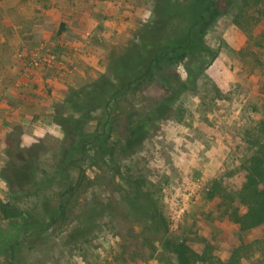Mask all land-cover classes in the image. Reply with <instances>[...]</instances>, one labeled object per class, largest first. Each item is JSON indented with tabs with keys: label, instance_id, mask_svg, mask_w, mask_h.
<instances>
[{
	"label": "rangeland",
	"instance_id": "rangeland-1",
	"mask_svg": "<svg viewBox=\"0 0 264 264\" xmlns=\"http://www.w3.org/2000/svg\"><path fill=\"white\" fill-rule=\"evenodd\" d=\"M240 1L233 0L231 11ZM0 2V103L9 99V90L20 105L10 115L14 122L6 123L10 131L1 132L0 264L13 260L5 245L13 235H24L22 216L50 224L41 240L21 247L17 264H179L182 245L205 259L195 264H215L226 261L241 241L260 237L261 228L241 231L225 208L227 195L243 180L239 164L250 137L242 130L264 117V17L256 39L233 23L231 12L210 24L203 35L210 53L203 54L204 69L195 80L199 96L180 94L171 116L151 122L135 149L121 156L118 148L113 150L121 143L129 109L142 114L160 100L158 79L128 91L121 103L91 112L84 131L91 134L99 128L106 139L103 154L85 153L84 159L94 160L83 162L86 177L64 198L66 214L57 218L52 208L49 214L43 212L41 204L48 199L54 206L53 196L65 181L56 166L68 140L55 117L62 108L72 111L64 105L71 90L108 75L112 58L140 43L137 36L147 32L155 0ZM31 56L38 63L24 73ZM176 70L182 80L199 71L186 74L181 64ZM106 118L109 125L104 127ZM26 164L41 183L17 190L1 173ZM215 179L223 190L214 193ZM127 195L150 200V232L147 222L127 215ZM233 205L243 210L237 201ZM252 250L256 255L257 246Z\"/></svg>",
	"mask_w": 264,
	"mask_h": 264
},
{
	"label": "trees",
	"instance_id": "trees-1",
	"mask_svg": "<svg viewBox=\"0 0 264 264\" xmlns=\"http://www.w3.org/2000/svg\"><path fill=\"white\" fill-rule=\"evenodd\" d=\"M232 6H234L233 0H225L221 3L217 0H155L154 17L146 23L148 30L145 33L139 32L137 36L140 43L133 44L112 58L108 65V75L101 74L85 87L71 90L67 94L64 105L72 111L68 112L62 108L55 117V122L60 126L64 138L68 140L56 166L58 176L63 177L65 181L61 186L62 189L57 190L53 196L54 206L51 207L48 199L41 201L43 212L49 214L52 208L57 218L65 215L64 198L67 194L73 195L75 189L85 179L83 162L91 163L94 160L84 159L85 153L90 151L94 156L103 154L106 139L103 134L98 133L99 128L91 134H86L84 131L85 124L91 118V112L99 108L103 109L113 101L121 103L122 96L128 91L142 89L144 85L151 84L156 79L160 81L163 93L156 104L142 114L128 108L121 143L113 148V150L118 148L119 156L124 155L127 150L135 149L143 141L148 128L152 126L151 122L171 116L180 94L187 91L199 96V84L195 80L204 69L200 64L203 62V54L210 53L209 48L203 44V35L219 15L231 12L233 23L241 28L249 39L257 38L259 34L256 32L257 27L264 17V0H242L237 5L236 11H231ZM1 8L0 2V10ZM1 20L0 17V33L3 30ZM260 36L263 40L264 32ZM251 54L254 55V52ZM180 64L186 74L191 75L199 71L195 77L189 76L188 79L182 80L176 70ZM212 90L219 92L214 86ZM108 125L107 119L104 127ZM242 131L244 136L250 137L249 146L239 164L240 170L243 171V180L236 191L227 195L229 203L225 210L228 212L229 220L236 223L241 231L261 228L262 233L259 238L249 243L241 241L232 249L226 261L219 260L215 264H244V260H247L246 264H264V117ZM32 170H34L32 165L26 164L21 166V169L8 170L1 175L10 186L15 184L17 190H23L24 187H26L24 189H33L37 184L40 185L41 181L35 179ZM212 190L214 193L223 190L216 179L212 182ZM35 191L32 192L38 196L39 193ZM234 201L243 207L242 211L233 205ZM124 202L127 215H132L144 223L147 222L149 225L146 224L145 228L150 232L154 224V219H151L153 208L150 200L127 195ZM49 224L33 216H22L19 225L25 233L21 237L16 236L18 234L13 235V239L6 243L5 246L9 249L8 253L13 260L9 259L5 264H17L15 259L21 247L26 244L31 246L41 240V234ZM82 228H79L81 232L84 230ZM163 236L164 233L161 235V240ZM254 246H257L256 255L253 253L254 249L252 250ZM178 255L179 264L205 261L185 245L179 248Z\"/></svg>",
	"mask_w": 264,
	"mask_h": 264
},
{
	"label": "crops",
	"instance_id": "crops-1",
	"mask_svg": "<svg viewBox=\"0 0 264 264\" xmlns=\"http://www.w3.org/2000/svg\"><path fill=\"white\" fill-rule=\"evenodd\" d=\"M26 75L24 76H20L21 82H25L26 79ZM9 93V94H8ZM8 93L6 92L5 94H8L9 96L7 97L8 100H4L0 103V145L4 144V138L2 136L3 132H8L11 129L10 124L6 125V123H12L14 122L13 117H11L10 115H12L13 113L18 111V108L20 107V105L18 104V102H16V98L18 96H16V94L14 93V91H9ZM27 105H31L30 103ZM2 132V133H1ZM5 134V133H4Z\"/></svg>",
	"mask_w": 264,
	"mask_h": 264
},
{
	"label": "built area",
	"instance_id": "built-area-1",
	"mask_svg": "<svg viewBox=\"0 0 264 264\" xmlns=\"http://www.w3.org/2000/svg\"><path fill=\"white\" fill-rule=\"evenodd\" d=\"M38 59L34 56H31L26 59L25 66H24V73L27 71V69L33 68L35 65H37ZM25 75V74H24Z\"/></svg>",
	"mask_w": 264,
	"mask_h": 264
}]
</instances>
